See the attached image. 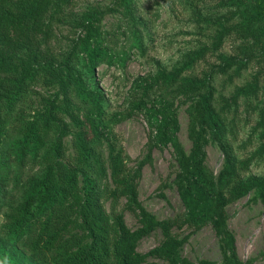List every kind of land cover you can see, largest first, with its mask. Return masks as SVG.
<instances>
[{
    "label": "rangeland",
    "instance_id": "374dc122",
    "mask_svg": "<svg viewBox=\"0 0 264 264\" xmlns=\"http://www.w3.org/2000/svg\"><path fill=\"white\" fill-rule=\"evenodd\" d=\"M42 1L44 13L29 27L28 36L23 37L24 48H14L13 52L10 43H6L0 50L1 60L7 56L11 63L21 61L24 68L35 70L68 61L70 67L84 77L87 58L78 50L83 32L77 22L98 14L93 27L101 31L105 45L115 55H125V61L114 65L108 66L105 61L96 63L93 76L87 75L89 86L99 90L102 108L109 117L130 110L133 102L157 80L158 74H169L189 57L199 55L195 64L182 74V80L195 81L211 75V107L218 128L230 145L240 179L264 178V55L250 57L248 49L253 40L234 29L240 10L236 5L228 0H196L194 5L188 0H134L126 17L120 0ZM130 16L133 19L128 23ZM131 29L137 36L139 48L133 46ZM4 78L0 67V80ZM160 84L158 79L147 91L151 100H156L161 93ZM242 89L249 91L247 96L239 95ZM25 96L6 119L5 138L0 144V264H31L25 248L14 244L4 232L47 171L45 160L20 149L18 143L28 133L27 123L41 114L50 102L56 107L64 102L80 107L73 96L65 97L57 84L44 86L39 82ZM174 96L173 108H177L179 122L177 139L189 155L192 144L188 138V103L178 94ZM79 110L83 118L84 110L82 107ZM59 121L58 128L67 134L61 141L62 161H65L73 154L71 138L76 130L68 115H60ZM58 128L57 133L50 132V138L58 136ZM114 132L128 157L126 166L135 168L148 153L150 129L144 112L133 113L114 126ZM102 155L109 168L106 148L102 149ZM224 160L217 143L210 141L205 160L208 169L217 175ZM177 173L170 146L151 150V161L142 169L136 187L139 202L156 220L184 219L185 209L173 185ZM102 184L113 188L109 169ZM101 205L111 222V202L102 198ZM115 212L122 214L128 229L133 231L140 227L137 213L126 209L125 197L118 200ZM225 212L238 260L243 264H264V205L250 192L241 199L229 200ZM172 234L179 240L187 238L181 255L191 262L222 260L221 242L211 226L183 225L174 228ZM162 241L160 231H154L138 242L136 251L145 256ZM10 256L13 257L11 262ZM144 264L166 262L149 256L145 257Z\"/></svg>",
    "mask_w": 264,
    "mask_h": 264
},
{
    "label": "trees",
    "instance_id": "16d2710c",
    "mask_svg": "<svg viewBox=\"0 0 264 264\" xmlns=\"http://www.w3.org/2000/svg\"><path fill=\"white\" fill-rule=\"evenodd\" d=\"M188 1L194 5L196 0ZM228 1L240 9L234 29L253 40L248 49L250 57L264 55V0ZM120 3L129 17L134 0H120ZM44 9L42 0H0V50L6 43H10L13 52L14 48H24L23 37L28 36L29 27L41 17ZM97 16L94 14L77 22L83 32L78 50L87 58L84 77L71 68L68 61L35 70L24 68L21 61L11 63L7 56L0 59L5 77L0 80V144L5 138L6 119L25 100L29 89L39 82L44 86L57 84L65 97L73 96L84 110L81 118L80 107L69 102L56 107L50 102L41 114L27 123L28 133L18 143L20 149L45 160L47 171L4 232L14 244L25 248L31 264H144L145 257L149 256L160 258L166 264H243L237 258L234 237L227 229L225 208L229 200L241 199L250 192L264 205V178L240 179L230 145L222 136L211 107V75L195 81L182 80V74L199 57L191 56L173 72L157 75V80H161V93L156 100L147 95L157 84L154 80L130 110L108 117L101 105L100 92L89 86L87 75L93 76L96 63L105 61L108 66L114 65L125 61V55H115L105 45L101 31L93 27ZM128 19L130 23L133 17ZM133 31L130 30L133 46L139 48ZM248 93L242 89L239 95ZM176 94L188 103V138L192 144L189 155L177 139L179 122L177 108H173ZM135 112H144L150 138L146 157L132 169L126 166L128 157L114 126ZM60 115H68L76 130L71 138L73 154L65 161H62L61 141L67 134L58 128ZM57 128L58 136L50 138V132L57 133ZM210 141L217 143L225 156L217 175L205 162ZM166 146L173 149L178 167L173 185L185 209L182 220H156L138 200L136 182L144 166L151 161V150ZM103 148L107 149L109 168L102 155ZM108 169L112 189L102 184ZM121 197L126 199V209L137 213L141 224L133 231L126 226L122 214L115 212ZM102 198L111 202V222L101 205ZM183 225L211 226L221 242L222 260L193 263L183 257L181 249L187 238L179 240L172 234L174 228ZM72 230L75 232H70ZM157 230L163 237L161 244L145 256L138 254V242ZM9 259L11 262L13 257Z\"/></svg>",
    "mask_w": 264,
    "mask_h": 264
}]
</instances>
